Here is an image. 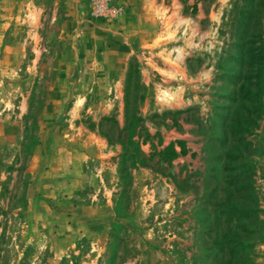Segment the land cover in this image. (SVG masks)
Returning a JSON list of instances; mask_svg holds the SVG:
<instances>
[{
    "label": "rangeland",
    "instance_id": "1",
    "mask_svg": "<svg viewBox=\"0 0 264 264\" xmlns=\"http://www.w3.org/2000/svg\"><path fill=\"white\" fill-rule=\"evenodd\" d=\"M0 0V264H264V0Z\"/></svg>",
    "mask_w": 264,
    "mask_h": 264
},
{
    "label": "built area",
    "instance_id": "2",
    "mask_svg": "<svg viewBox=\"0 0 264 264\" xmlns=\"http://www.w3.org/2000/svg\"><path fill=\"white\" fill-rule=\"evenodd\" d=\"M105 0H95L94 1V6L96 7V8H98V9H105L106 8V6L104 5V2ZM106 2H107V0H106Z\"/></svg>",
    "mask_w": 264,
    "mask_h": 264
}]
</instances>
